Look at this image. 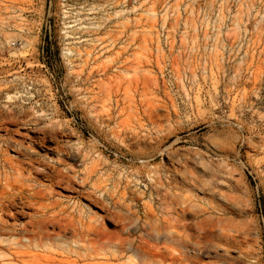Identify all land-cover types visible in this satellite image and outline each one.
<instances>
[{
	"label": "rangeland",
	"instance_id": "1",
	"mask_svg": "<svg viewBox=\"0 0 264 264\" xmlns=\"http://www.w3.org/2000/svg\"><path fill=\"white\" fill-rule=\"evenodd\" d=\"M246 3L0 0V87L11 95L0 92V109L28 119L40 158L85 179L53 185L55 197L71 195L106 232L77 254L70 232L39 248L3 234L0 264H177L144 250L162 245L158 229L196 233L206 215L235 240L210 239L198 263L178 264H264V83L243 82L249 42L235 23ZM20 205L16 229L34 212Z\"/></svg>",
	"mask_w": 264,
	"mask_h": 264
},
{
	"label": "bare ground",
	"instance_id": "2",
	"mask_svg": "<svg viewBox=\"0 0 264 264\" xmlns=\"http://www.w3.org/2000/svg\"><path fill=\"white\" fill-rule=\"evenodd\" d=\"M240 5L238 11L242 12ZM246 5V20L239 16L235 23L238 27L242 26L249 42L244 55L246 68L250 70L251 77L243 82L260 85L264 83V0H247ZM0 92L6 101H10L8 88L0 87ZM9 105L11 104L5 105L3 110L0 109V129L3 130V133H0V236L13 233L16 245L39 248L47 246V240L65 237L66 233L70 232L72 233L71 240L68 241L70 251L76 254L84 250V244L104 240L106 232L93 222L96 215L90 214V211L86 212L79 201L70 202L73 198L71 195L55 197L58 193L52 188L53 185L64 183L69 191H74L76 189L73 185H84L85 179L81 178L79 181L73 179L70 172L74 170L71 168H66L65 172L58 169V165L64 163L60 157L51 161H46L45 156L40 158L33 148V144L40 140L22 131L29 124L28 119L15 114ZM13 124L19 125L10 128L9 125ZM9 151L16 154L12 156ZM39 174L47 177L50 185L41 183ZM166 183L164 190L171 191L174 187L172 182ZM154 184L155 194L165 198L166 194L158 187L163 186L159 178L154 179ZM18 203H21V208L30 207L34 212L19 229H16L9 219L16 218L18 211H13L12 208ZM202 210L206 213V207ZM180 217L183 218L184 215L181 214ZM201 217L196 222V233L172 229L164 233L163 229H158V236H163L162 245H152L144 250V254L154 257L164 253L177 264L182 260L198 263L199 254L210 239H224L227 246L235 240L234 229L223 224L221 218H212L211 215ZM49 226L57 227L58 230L55 231L54 228L49 230Z\"/></svg>",
	"mask_w": 264,
	"mask_h": 264
},
{
	"label": "built area",
	"instance_id": "3",
	"mask_svg": "<svg viewBox=\"0 0 264 264\" xmlns=\"http://www.w3.org/2000/svg\"><path fill=\"white\" fill-rule=\"evenodd\" d=\"M14 44H15V42H12V43H11V45H14Z\"/></svg>",
	"mask_w": 264,
	"mask_h": 264
}]
</instances>
